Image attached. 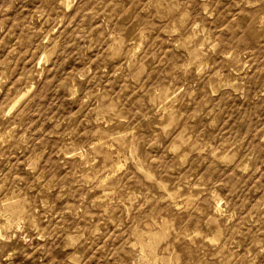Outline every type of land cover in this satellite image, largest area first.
Instances as JSON below:
<instances>
[{"label":"rangeland","instance_id":"374dc122","mask_svg":"<svg viewBox=\"0 0 264 264\" xmlns=\"http://www.w3.org/2000/svg\"><path fill=\"white\" fill-rule=\"evenodd\" d=\"M0 264H264V2L0 0Z\"/></svg>","mask_w":264,"mask_h":264},{"label":"clouds","instance_id":"9594fccd","mask_svg":"<svg viewBox=\"0 0 264 264\" xmlns=\"http://www.w3.org/2000/svg\"><path fill=\"white\" fill-rule=\"evenodd\" d=\"M250 3H253V4H260L262 2H264V0H249Z\"/></svg>","mask_w":264,"mask_h":264}]
</instances>
